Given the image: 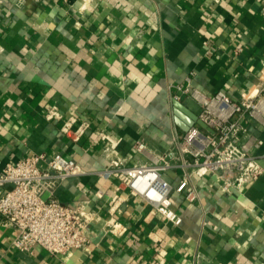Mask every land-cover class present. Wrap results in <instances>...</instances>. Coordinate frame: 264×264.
<instances>
[{
    "label": "crops",
    "instance_id": "crops-1",
    "mask_svg": "<svg viewBox=\"0 0 264 264\" xmlns=\"http://www.w3.org/2000/svg\"><path fill=\"white\" fill-rule=\"evenodd\" d=\"M264 0H41L0 4V168L32 154L61 153L86 171L56 189L66 205L97 216L83 249L24 252L0 216V264H264V173L241 191L223 193L192 176L174 192V225L143 197L130 198L115 177H100L115 157L129 165L178 152L175 136L199 126L200 105L171 100L168 85L188 83L240 100L264 82ZM57 107L60 119H48ZM74 117L87 132L62 131ZM263 139L264 126L247 121ZM202 128V127H201ZM143 139L147 152L134 149ZM115 147L106 149L107 141ZM181 168L163 173L174 188ZM192 191L194 200H188ZM119 195L129 199L110 208ZM114 217L126 226L109 231Z\"/></svg>",
    "mask_w": 264,
    "mask_h": 264
},
{
    "label": "built area",
    "instance_id": "built-area-1",
    "mask_svg": "<svg viewBox=\"0 0 264 264\" xmlns=\"http://www.w3.org/2000/svg\"><path fill=\"white\" fill-rule=\"evenodd\" d=\"M6 0H0L4 4ZM41 0H15L17 5L40 2ZM81 9H86L92 0H77ZM264 73V67L262 69ZM188 83L168 85L171 100L188 96L200 105L199 119L212 132L199 126H191L183 136L176 135L178 152L151 155L150 162L129 165L126 158L115 157L109 165L96 173L100 177H115L120 186L129 191L131 198L143 197L167 221L174 225L182 223V217L174 207L173 193L183 192L190 185L192 176L208 177L223 193L241 191L243 187L257 180L263 173L257 150L263 139L254 134L247 121L256 119L264 126V82L256 92H250L240 100L230 98L225 91L208 94L195 87L188 77ZM48 119H60L57 107L47 112ZM75 118L65 120L62 131L72 139H79L89 128L83 122L75 128ZM115 141H107L106 149L114 148ZM134 149L146 153L148 146L143 139L134 143ZM183 169L184 176L178 187L164 177L170 169ZM86 171L74 159L61 153L49 159L44 154H32L0 168V216L3 225L14 228L17 235L14 245L32 252L42 247L52 254L72 253L86 247L90 240L91 226L97 216L85 205H66L56 196L57 187L66 179L83 175ZM188 200H194L190 191ZM116 195L110 208L117 210L123 201ZM108 228L120 235L126 226L112 217Z\"/></svg>",
    "mask_w": 264,
    "mask_h": 264
},
{
    "label": "water",
    "instance_id": "water-1",
    "mask_svg": "<svg viewBox=\"0 0 264 264\" xmlns=\"http://www.w3.org/2000/svg\"><path fill=\"white\" fill-rule=\"evenodd\" d=\"M198 123H199V125H200L202 128L207 129V130L210 131V132L213 131L212 128L209 127L204 121H202V120L199 119Z\"/></svg>",
    "mask_w": 264,
    "mask_h": 264
}]
</instances>
